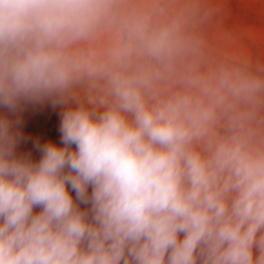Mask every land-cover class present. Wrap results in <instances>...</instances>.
<instances>
[{
  "label": "clouds",
  "instance_id": "clouds-1",
  "mask_svg": "<svg viewBox=\"0 0 264 264\" xmlns=\"http://www.w3.org/2000/svg\"><path fill=\"white\" fill-rule=\"evenodd\" d=\"M219 7L0 0V264H264V61L211 55Z\"/></svg>",
  "mask_w": 264,
  "mask_h": 264
},
{
  "label": "rangeland",
  "instance_id": "rangeland-1",
  "mask_svg": "<svg viewBox=\"0 0 264 264\" xmlns=\"http://www.w3.org/2000/svg\"><path fill=\"white\" fill-rule=\"evenodd\" d=\"M208 3L220 6L205 26L211 55H245L264 61V0H208ZM61 110L50 103L27 108L22 117V131L29 140L20 145L19 151L30 152L38 160L40 153L33 148L32 141L51 140L59 145Z\"/></svg>",
  "mask_w": 264,
  "mask_h": 264
}]
</instances>
